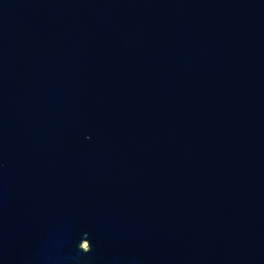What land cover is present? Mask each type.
I'll list each match as a JSON object with an SVG mask.
<instances>
[{
    "label": "water",
    "instance_id": "95a60500",
    "mask_svg": "<svg viewBox=\"0 0 264 264\" xmlns=\"http://www.w3.org/2000/svg\"><path fill=\"white\" fill-rule=\"evenodd\" d=\"M0 264H264V0H0Z\"/></svg>",
    "mask_w": 264,
    "mask_h": 264
}]
</instances>
